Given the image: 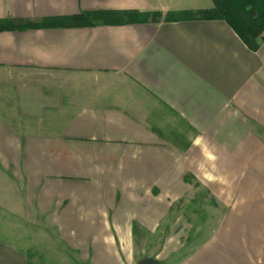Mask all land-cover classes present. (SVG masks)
Segmentation results:
<instances>
[{"label":"crops","instance_id":"1","mask_svg":"<svg viewBox=\"0 0 264 264\" xmlns=\"http://www.w3.org/2000/svg\"><path fill=\"white\" fill-rule=\"evenodd\" d=\"M213 7L0 0V20L15 23L97 13L93 25L0 31V94L11 97L0 104V176L90 264H133L136 238L190 193L187 172L206 166L210 188L223 190L264 172V40L254 51L223 20L181 18ZM112 13L150 18L105 23ZM55 75L75 95L54 89ZM167 116L189 127L187 147L165 135ZM219 237L157 262L264 264V197L241 204ZM0 264H27V253L0 237Z\"/></svg>","mask_w":264,"mask_h":264},{"label":"rangeland","instance_id":"2","mask_svg":"<svg viewBox=\"0 0 264 264\" xmlns=\"http://www.w3.org/2000/svg\"><path fill=\"white\" fill-rule=\"evenodd\" d=\"M58 76L55 75V78L59 85H55L54 89L62 90L67 85L71 87L72 93L73 86L69 78ZM73 93L71 95H75ZM6 98L9 99L7 105H10L11 97L8 93L0 94V104H5ZM166 121L163 128L169 132L165 135L170 137L172 143L182 148L187 147L191 137L189 127L170 116L166 117ZM208 175L206 166L196 176L187 172L185 178L190 183L189 188L195 193L190 191L183 199L175 202L171 206L168 220L157 230L144 231L136 238L133 264H139L138 261L145 258H153L160 263L166 259L175 261L200 244L201 247L207 245L209 248L221 240L219 236L222 228L241 204L253 197H264V172L243 174L238 190L233 183L230 188L226 183L228 190L210 188ZM217 177L221 182L228 179L227 174H217ZM251 180L258 182L256 187L254 183H250ZM246 183L253 186L243 188ZM22 193L17 189L15 181L10 186L0 176V237L23 249L27 253V264H90L88 260L81 259L80 254L55 233L44 216L32 212ZM229 202L230 206L222 208ZM215 212L217 213L214 214Z\"/></svg>","mask_w":264,"mask_h":264},{"label":"trees","instance_id":"3","mask_svg":"<svg viewBox=\"0 0 264 264\" xmlns=\"http://www.w3.org/2000/svg\"><path fill=\"white\" fill-rule=\"evenodd\" d=\"M214 7L198 11H186L182 19L223 20L237 33L242 41L254 51L260 47V41L264 40V0H212ZM97 13L84 12L78 15L57 18L42 23H15L11 20H0L1 30H25L29 28H41L52 26H86L93 25L97 19ZM158 17L160 13L153 14ZM176 14H170L168 18H177ZM137 16V15H136ZM135 19L133 15L125 19L119 13H112L105 18V23H124L147 21L150 15H141ZM143 18V19H142Z\"/></svg>","mask_w":264,"mask_h":264},{"label":"water","instance_id":"4","mask_svg":"<svg viewBox=\"0 0 264 264\" xmlns=\"http://www.w3.org/2000/svg\"><path fill=\"white\" fill-rule=\"evenodd\" d=\"M139 264H158V262L153 258H145L139 261Z\"/></svg>","mask_w":264,"mask_h":264}]
</instances>
